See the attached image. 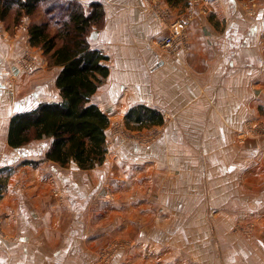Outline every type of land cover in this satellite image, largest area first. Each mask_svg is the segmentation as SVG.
<instances>
[{"label": "rangeland", "instance_id": "obj_1", "mask_svg": "<svg viewBox=\"0 0 264 264\" xmlns=\"http://www.w3.org/2000/svg\"><path fill=\"white\" fill-rule=\"evenodd\" d=\"M85 1L88 0L78 2L85 7L86 12H89L90 4H86ZM95 1L103 7L102 22L92 27L86 34L89 47L95 40L91 36L92 31L105 30L107 27L105 11L125 10L123 7H128V0L120 5V0ZM140 3L141 7L165 30L163 35L151 40V47L160 54L174 58L179 54H184V56L191 54L190 36L188 35L191 24L198 22V25H201V20L210 15L217 5L224 6L221 12L224 16L222 19L236 17L244 28L251 24L255 26L264 15V0H235L233 8L228 7L229 5L227 6L224 0H184L177 4H169L167 0H140ZM43 12V6L37 7L36 12L27 17L29 22L46 21ZM51 21L52 26L48 31L49 34H54L55 20ZM13 22L14 14L11 12L5 22L9 33L20 25L19 23L13 27ZM262 29L259 28L258 34L253 37V48L259 56L262 53L260 58L264 60ZM220 32L218 30V33ZM170 36L173 40L170 44H160L164 38ZM118 43L104 39V46L119 45ZM200 47L201 42L196 46L197 50L192 49L197 62L201 55ZM104 52L110 57L105 64L106 62L109 65L115 64L116 57L112 55L113 53L106 50ZM40 55L29 49L19 51L7 60V64L12 63L11 65H14L19 73L17 78H14L11 73L8 76L4 74L3 82L9 92L12 89L15 91L13 99L26 98L30 93L41 89L42 91L39 92L41 94L44 92L41 97L44 101L51 102L52 99L53 103L60 101L53 79L58 68L48 64L49 59L47 55L42 54V51ZM39 65H44L45 69L35 78L32 74L36 72ZM261 66L256 64V72L261 70ZM239 72L241 76L245 70L239 69ZM250 84L249 90H246L244 86L248 85L247 79L241 80V97L246 101L250 100V105L240 106L243 114L236 123H224L226 133L223 139L207 138L208 134H216L217 127L221 126L213 123L206 126L171 127L169 125L170 112L162 116L161 125H151L144 121L136 122L133 119V113L125 118L121 116L113 118L109 114V125L105 130V159L101 165L87 170L79 169L72 162L62 166L47 160L45 155L50 148V139L31 141L24 145L25 147L22 146L30 152L27 157H21L17 162L10 163L9 168L0 169V195L3 194L9 200L5 203V209L9 211L13 209L10 213L17 221V210L15 209L20 206V209L25 212L24 210L29 208L31 223L35 222L36 226H40L44 232V239L50 240L49 243L52 242L54 246L48 249L43 248L42 252L52 261L45 264H225L226 256L234 253L232 246L229 245L231 244L230 239L238 245L246 244L244 246L246 248L255 246L254 244L259 240L264 242V224L254 216L251 218L246 216L216 218L219 217L217 214L220 210H223L227 216L226 212L231 209L228 203L219 205L222 199L220 186H214L210 181H206L205 173H203V167L206 168L208 163L211 165L214 155L217 156L216 159H222L223 162L228 163L231 158L233 162H237V157L243 153L245 163H259V166L264 167V88L262 87L264 84ZM35 87H38V90ZM102 88L104 89L102 94L105 95L102 99L106 101L107 87L104 85ZM252 88L256 93L253 102L251 101ZM101 89L98 92L100 96ZM32 105L28 106L29 109ZM15 113L13 112V115ZM207 113H209L208 109L204 111L198 109L193 116L205 117ZM4 118L5 126L9 127V114H4ZM177 132L180 135L178 137H176ZM167 135L170 137L165 140L164 137ZM159 143L165 144L171 156L175 154L174 157L178 158V164L180 163L187 171L193 173L191 180L186 184L189 186L191 184L192 190L186 187L185 190L189 194L185 200L192 201L191 203L198 201V203L193 207L190 204L175 213L179 216L183 214L180 218L176 215L171 216L172 211L168 207L160 208L158 204L164 193L169 197L177 198L184 185L165 186L164 184L168 183L167 180L171 179L170 171L164 170L163 172L154 168L149 176L147 173L144 176L141 169L135 168L127 159L120 157L129 153L139 154L140 149L143 150ZM7 150L9 152L10 148ZM254 150L257 151L255 156L250 154ZM5 154L8 155V153ZM166 154L167 152L163 153L164 156ZM253 166L246 167V172ZM192 168L194 171H191ZM213 174L210 172L209 176ZM146 179L150 181L145 183ZM246 181L248 182L245 183L248 194L253 196L264 188V178L250 182V175H247ZM259 182L262 183L259 184ZM8 187L10 193L6 191ZM77 195H83V198H77ZM232 195L237 198L236 194L232 193ZM70 196L78 199L73 206L70 205L71 201L69 202ZM232 207H237V205L232 204ZM1 215L0 208V218ZM18 226L21 229L22 224ZM175 227L181 228L183 232L180 233L185 235L181 239L183 247L180 248L172 247L174 245L167 242V239L172 237L165 232ZM156 231L165 233L164 237L155 240ZM16 232L18 228L15 230L14 238L11 239L13 241L18 239ZM0 235L10 237L6 232L0 231ZM30 239L34 243L32 236ZM65 241H73L67 251L63 250ZM201 245L208 247L206 252H201L203 250ZM58 251L60 252L57 253ZM65 252H67L66 256ZM249 252H253V249ZM56 254H59V263L55 261ZM259 254L263 255L264 252ZM179 259L180 261L177 262ZM35 263L43 264L39 258Z\"/></svg>", "mask_w": 264, "mask_h": 264}, {"label": "crops", "instance_id": "obj_2", "mask_svg": "<svg viewBox=\"0 0 264 264\" xmlns=\"http://www.w3.org/2000/svg\"><path fill=\"white\" fill-rule=\"evenodd\" d=\"M124 1L120 0L119 5L124 3ZM85 2L86 4L99 3L95 0ZM224 2L231 8L235 5V0H224ZM103 5L106 4L103 3ZM127 6V8L123 7L125 10H106L107 27L105 30L92 31L91 36L95 40L92 41L93 44H90L91 49L103 53L104 56L106 55L107 62L110 57L104 51L113 53L112 55L116 57V63L114 62L115 64L112 65L107 64V62L106 64L105 62L103 63L109 68L108 76L101 81L89 103L95 105L106 115L108 121L109 114L113 118L114 116L125 118L132 109L144 108L155 111L160 115L161 119L166 112H170L169 125L171 127L206 126L209 123L221 125L217 127L216 134H208L207 138L223 139L225 137L224 133H226L224 123H236V121L241 119L243 114L240 106L250 105V100L246 101L241 97V80L247 79L248 85L247 87L244 86L246 90H249L250 83L264 84V60L260 58V56L262 57V53L259 56L256 49L253 48V37L258 34L259 28H263L262 31L264 32V15L261 16V19L257 21L259 23H256L255 26L251 24V26L244 28L241 26L240 20L234 16V18L222 19L224 16L221 12H223L224 6L221 4L217 5L210 15L201 20V25H198V22L191 24L188 33L190 36L191 54L186 56L179 54L174 58L160 54L151 47V40L163 35L165 30L141 7L140 0H128ZM29 21L27 17H23L19 22L20 25L12 29L11 33L8 32L5 26L6 21L0 22V85L2 86L0 87V169L9 168L10 163H15L21 157H27L30 154L29 150L23 147L14 149L8 146V127L5 126L4 114H9L10 121L13 112L28 110V106L32 104L31 109L36 108L41 103H53V99L51 102L41 99L44 95V92L42 94L39 92L42 91L41 89L30 93L26 98L15 100L12 97L13 93H15L14 89L9 92V89L3 82L5 76H8L9 73L14 78L19 76L14 65L12 66V63L7 64L9 58L18 54L19 51L29 49H32L37 55L41 53L39 49L29 46L27 33ZM219 25L220 28H218ZM218 30L219 32L220 30L222 31L218 33ZM104 39L116 43L120 41V43H118L119 45L104 46ZM199 42H201V55L197 62L192 49L195 48L197 50L196 46ZM256 64L262 65L261 70L257 72ZM56 68L58 69L53 78L54 83L57 74L61 70L60 67ZM44 69V65H39L32 76L36 78L38 74L44 72ZM239 69L245 70V73L241 76ZM104 85L107 87L106 101L102 99L105 97L102 94L104 90L102 87ZM262 87L264 88V86ZM35 89L38 90V87H35ZM100 89L101 96L98 93ZM224 91H226L225 94ZM254 91L255 89L252 88V102L256 97ZM53 96H55L54 92ZM210 98L212 99L210 100ZM123 107L126 108L122 109ZM198 109L202 111L208 109L209 113L205 117H194L193 114ZM141 115L143 114L141 113ZM178 132L176 133V137L180 136ZM169 137L167 135L164 139L167 140ZM5 147L7 149L10 148L9 152H7L8 150ZM139 152V154L129 153L120 157L125 160L127 159L135 168L141 169L144 176L146 173L149 176L152 173L151 170L154 168L163 172L164 170L170 171L172 176L170 180H167L168 183L164 184L165 186L184 185L182 192L177 198L169 197L164 193V196L159 200L160 204L158 205L160 208L164 206L168 207L172 211L171 216L175 217L176 215L180 218L183 214L179 216L175 213L185 209L190 204L193 207L198 203V201L191 203L192 201L185 200L189 194L185 190L186 187L192 190L190 187L192 185L186 184L187 181L191 180L193 173L187 171L180 163L178 164V158L174 157L175 154L171 156L165 144H155L143 150L140 149ZM165 152H167L166 156L163 155ZM5 153H8V155ZM256 153L257 151L254 150L250 154L255 156ZM216 157L214 155L211 165L208 163L206 168L203 167V173H205L206 181H210L214 186H220V196L222 195V199L219 201V205L228 203V207L231 209L226 212L229 216L227 214L225 216V212L220 210L217 214L219 217L216 218H240L243 216L251 218L254 216L264 224V188L262 187L263 189L257 191L253 196L252 194H248V188L245 184L247 182V175H250V182L263 180L264 167L259 166V163H245V154L243 153L237 157V162H233L231 158L228 163H225L222 159H216ZM250 165H254L253 171H251L252 169H247L246 172L245 168ZM191 171H194L193 168ZM210 172L214 174L209 176ZM148 181L150 179H146L145 183ZM261 183L259 182V184ZM6 191L10 193V188L8 187ZM232 193L236 194L237 198H234ZM77 198H83V195H77ZM0 200L2 212L0 231L2 233L6 232L7 236H10L6 238L0 235V264H36L35 261L38 258L43 264L46 262L51 263V259L49 260L42 250L43 248L48 249L54 246H52V242L49 243L50 240L46 241L44 239V232L40 226H36L35 222L34 224L31 223V214H28L29 208L23 212V209H20V206H18L15 209L17 210L16 216L18 217L16 221L12 213H10L13 212V209L9 211L4 207L5 203L9 201L8 198H5L1 194ZM77 200L70 196V205L73 206ZM232 204L237 205V207H232ZM21 224L22 227L19 229L18 225ZM17 228L18 232H16V235H18V239L13 241L11 239L14 238ZM180 232L183 231L179 227L165 232L170 234L169 237H172L167 239L168 243L170 242L174 245L172 247H183L181 239L185 235ZM165 233L156 231L154 239L163 238ZM31 236L34 243L30 239ZM230 242L231 244L229 245L232 246L234 253L226 256V259H224L225 264H264V254H259L264 252L263 241L259 240L254 244L255 246L248 248L244 247L246 244L238 245L232 239H230ZM72 243L73 241H65L63 250L67 251ZM201 247H203L201 252H206V249H208V247L203 245ZM75 249H77L76 246ZM251 249H253V252L250 253L249 250L251 251ZM58 258L59 254H56L55 261L57 263H59ZM179 261L180 259L177 262Z\"/></svg>", "mask_w": 264, "mask_h": 264}, {"label": "trees", "instance_id": "obj_3", "mask_svg": "<svg viewBox=\"0 0 264 264\" xmlns=\"http://www.w3.org/2000/svg\"><path fill=\"white\" fill-rule=\"evenodd\" d=\"M183 1L167 0L169 4ZM39 6L44 7L46 21L29 24L28 42L47 55L49 65L61 68L55 78L60 101L16 112L9 121L7 144L16 149L31 141L50 139L47 160L62 166L72 162L81 170L92 169L105 159L109 121L89 102L109 70L103 64L107 57L89 47L86 34L102 22L103 7L92 3L86 12L77 0H0V22L13 12V25L19 24ZM51 20H55L54 34L48 31ZM132 112L136 122L162 124L155 111L134 108Z\"/></svg>", "mask_w": 264, "mask_h": 264}, {"label": "built area", "instance_id": "obj_4", "mask_svg": "<svg viewBox=\"0 0 264 264\" xmlns=\"http://www.w3.org/2000/svg\"><path fill=\"white\" fill-rule=\"evenodd\" d=\"M172 41H173V40H172V38H171V36H170V37H166V38H164L160 44H161V45H164V44L166 43V44L168 45V44H170Z\"/></svg>", "mask_w": 264, "mask_h": 264}, {"label": "water", "instance_id": "obj_5", "mask_svg": "<svg viewBox=\"0 0 264 264\" xmlns=\"http://www.w3.org/2000/svg\"><path fill=\"white\" fill-rule=\"evenodd\" d=\"M0 87H2V86L0 85Z\"/></svg>", "mask_w": 264, "mask_h": 264}]
</instances>
